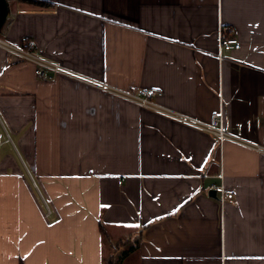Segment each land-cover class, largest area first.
I'll list each match as a JSON object with an SVG mask.
<instances>
[{"label":"crops","instance_id":"crops-1","mask_svg":"<svg viewBox=\"0 0 264 264\" xmlns=\"http://www.w3.org/2000/svg\"><path fill=\"white\" fill-rule=\"evenodd\" d=\"M6 1L1 39L88 81L0 48V264H264V0Z\"/></svg>","mask_w":264,"mask_h":264},{"label":"built area","instance_id":"built-area-1","mask_svg":"<svg viewBox=\"0 0 264 264\" xmlns=\"http://www.w3.org/2000/svg\"><path fill=\"white\" fill-rule=\"evenodd\" d=\"M0 48H2L7 53L11 54L17 60L33 65L34 74L36 75L37 78L41 80H53L57 76H64L78 81H88L80 74L42 55L37 50V47L33 41H28L23 45L17 46L0 38ZM240 48L241 45L238 39L235 37L232 29H226L225 32H223L222 30L219 31V44H218L219 59L223 58L222 53L230 52L233 50H239ZM96 85L100 87L102 90L120 99L136 104L140 107L150 109L158 113H162L181 123H184L188 126L204 131L216 137L220 144L223 143L224 141L243 143L242 140L237 135L229 131H226L224 129L223 111L214 113L212 115V119L210 123H203L194 118L184 116L179 113H175L158 105L154 101V99L157 97H161L163 94L161 89L159 88L153 87L149 89H143L138 92H131V91L116 89L103 84H96ZM6 138L9 140V135H6ZM1 145H2V141L0 139V147Z\"/></svg>","mask_w":264,"mask_h":264},{"label":"water","instance_id":"water-1","mask_svg":"<svg viewBox=\"0 0 264 264\" xmlns=\"http://www.w3.org/2000/svg\"><path fill=\"white\" fill-rule=\"evenodd\" d=\"M8 15V3L6 0H0V29L3 27ZM209 196L216 199V191L211 190Z\"/></svg>","mask_w":264,"mask_h":264},{"label":"rangeland","instance_id":"rangeland-1","mask_svg":"<svg viewBox=\"0 0 264 264\" xmlns=\"http://www.w3.org/2000/svg\"><path fill=\"white\" fill-rule=\"evenodd\" d=\"M105 264H116V263H114V261L111 260H106Z\"/></svg>","mask_w":264,"mask_h":264},{"label":"trees","instance_id":"trees-1","mask_svg":"<svg viewBox=\"0 0 264 264\" xmlns=\"http://www.w3.org/2000/svg\"><path fill=\"white\" fill-rule=\"evenodd\" d=\"M23 1L33 2V3H35V1H33V0H23Z\"/></svg>","mask_w":264,"mask_h":264}]
</instances>
